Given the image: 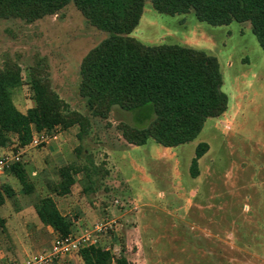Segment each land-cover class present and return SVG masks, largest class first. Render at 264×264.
Instances as JSON below:
<instances>
[{"label": "rangeland", "instance_id": "obj_1", "mask_svg": "<svg viewBox=\"0 0 264 264\" xmlns=\"http://www.w3.org/2000/svg\"><path fill=\"white\" fill-rule=\"evenodd\" d=\"M109 35L73 1L34 22L0 17V63L6 57L19 63L25 81L14 93L17 107L26 111L35 105L27 81L30 67L39 63L71 108L91 119L82 139L78 125L61 133L59 126L57 139L28 148L10 134L0 155L20 151L35 188L24 193L7 171L22 200L10 197L4 214L28 202L32 219L39 201L52 195L73 222V239L82 241L96 223H104L107 229L96 232L94 243L131 264H264V50L251 23L212 25L193 11L170 15L146 2L131 36L146 45L181 44L215 55L228 96L221 116L209 117L194 140L175 147L152 138L144 145L126 144L120 124L147 126L153 118L147 109L115 105L108 118L88 110L79 92L80 64ZM202 141L210 149L200 159V175L192 177L190 164ZM74 161L82 171L68 202L52 186L58 169ZM8 241L0 234L2 247ZM65 257L56 264H85L79 250Z\"/></svg>", "mask_w": 264, "mask_h": 264}, {"label": "trees", "instance_id": "obj_2", "mask_svg": "<svg viewBox=\"0 0 264 264\" xmlns=\"http://www.w3.org/2000/svg\"><path fill=\"white\" fill-rule=\"evenodd\" d=\"M71 1L92 25L110 32L80 64L79 92L91 115L108 118L115 105L128 111L147 109L153 114L144 127L120 124L130 144L144 145L150 138L165 147L190 142L209 117L221 116L228 108L215 55L181 44L146 45L131 36L147 1L157 11L170 15L193 11L200 21L212 25L250 22L264 50V0H0V17L34 22L57 14ZM29 73L27 83L35 105L23 112L14 101L16 89L25 83L22 67L9 57L0 63V146H6L10 134H15L19 147L25 148L34 131L52 133L59 126L65 130L78 125V138L87 135L90 117L71 108L39 63L31 66ZM209 149L205 141L197 145L190 164L192 177L200 175V159ZM7 171L18 178L24 193L34 191L24 163L19 161ZM81 171L76 161L61 166L53 193H71L76 174ZM13 195L9 185L0 187V203L5 196ZM37 213L58 238L72 233L73 222L61 212L52 195L39 201ZM79 254L85 264H131L124 255L115 256L110 249L96 244L82 247Z\"/></svg>", "mask_w": 264, "mask_h": 264}, {"label": "crops", "instance_id": "obj_3", "mask_svg": "<svg viewBox=\"0 0 264 264\" xmlns=\"http://www.w3.org/2000/svg\"><path fill=\"white\" fill-rule=\"evenodd\" d=\"M31 100L33 99L31 98ZM68 129L64 130L60 127L61 131L59 133L65 132ZM59 133L58 135H60ZM125 142L126 144H128V146L134 145L128 143L126 140ZM115 161L116 167L121 169V166L118 165L119 163L117 162V160ZM0 184L9 185L14 190V195L18 194V198L22 200L19 196L18 189L12 185L11 177L7 174V171L0 176ZM1 186L2 185H0V187ZM69 194H67L69 197L67 195H64L67 196L65 197L66 199L64 198V200L68 202L71 198V195ZM9 198L10 197L5 196L3 202L0 203V208L2 210V212H0V234H2L3 237L5 236L6 238H8V242L10 243V246L8 247H2L0 244V264H11L16 261L13 260L11 262L12 259H17V262L15 264H19V262L23 258L27 257L30 254L49 252L52 249L53 244L57 240V235L54 230L50 226L45 225L40 220L38 213L35 211L34 217L30 219V215L31 213H33V211H30L32 207H28V202H22L21 207L13 210L12 212L9 211L8 213L4 214L6 206H9L10 204ZM66 258L68 257H65L64 259Z\"/></svg>", "mask_w": 264, "mask_h": 264}, {"label": "built area", "instance_id": "obj_4", "mask_svg": "<svg viewBox=\"0 0 264 264\" xmlns=\"http://www.w3.org/2000/svg\"><path fill=\"white\" fill-rule=\"evenodd\" d=\"M58 128V127H56ZM58 138V132L47 133L45 131H34L33 137L25 148L36 146L41 143H49L53 139ZM22 154L20 151L14 153H4L0 155V176L4 174L13 164L21 161ZM107 229V225L104 223H96L94 229L87 237L82 241L73 239L70 235L64 238H58L53 244L52 249L49 252H39L28 255L23 258L19 264H56L62 261L65 256L70 254L74 250H80L82 247L95 244V234L98 231ZM94 235V237H93ZM91 237L94 241L87 242Z\"/></svg>", "mask_w": 264, "mask_h": 264}]
</instances>
